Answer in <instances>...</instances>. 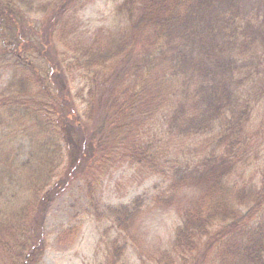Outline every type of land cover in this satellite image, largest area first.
<instances>
[{
	"label": "trees",
	"instance_id": "1",
	"mask_svg": "<svg viewBox=\"0 0 264 264\" xmlns=\"http://www.w3.org/2000/svg\"><path fill=\"white\" fill-rule=\"evenodd\" d=\"M250 1L121 0L117 30L84 43L73 34L65 38L56 25L76 0L38 9L28 0H0V68L11 69L15 85L0 90V109L21 110L45 125L46 142L52 140L42 144L47 152L37 177L26 181L22 210L0 222V264H43L50 210L81 176L92 214L118 232L104 264H131L125 257L140 243L141 220L171 208L181 223L154 264H264V174L248 189L230 184L237 170L264 159V119L255 124L258 132L249 130L254 111L264 108V1L247 8ZM75 79L86 91L78 104ZM118 127L130 150L122 157L153 168L167 185L150 199L101 206V172L116 161L102 154L100 134ZM147 130L153 135L144 143ZM93 138L101 142L91 154ZM172 138L200 143L189 156L193 164L165 151ZM4 181L0 177V199ZM184 192L194 194L180 203ZM75 231L61 237L67 242Z\"/></svg>",
	"mask_w": 264,
	"mask_h": 264
},
{
	"label": "rangeland",
	"instance_id": "2",
	"mask_svg": "<svg viewBox=\"0 0 264 264\" xmlns=\"http://www.w3.org/2000/svg\"><path fill=\"white\" fill-rule=\"evenodd\" d=\"M55 1L57 0H28L34 9L48 6ZM76 1L67 15L56 21L59 33L62 31L65 38L73 34L77 39L84 40V43H99L117 30L118 21L114 22V12L115 5L121 0ZM250 4H254L252 0L247 8ZM249 18L254 25H260L256 16L250 15ZM31 20L34 26L38 27L37 17L33 16ZM259 29L262 30L260 35L264 39V25H260ZM57 45L60 49L64 48L61 43ZM10 73L11 69H8L7 73L5 68H0V90L15 86L10 81ZM80 81L75 79L72 84V93L77 104L81 102L86 92L82 89L83 82ZM50 85L54 88L52 82ZM250 89L256 91L251 86ZM33 99L39 101L38 95H35ZM256 112L258 114H255ZM254 115L256 119L250 125L251 132H256L255 124L264 119V108L255 110ZM104 117L102 114L99 121ZM48 132L49 129L45 125L39 124V121L32 122L21 110L17 112L0 109V177L5 179L2 185L7 190L6 195L0 199V222L11 220L17 212L22 210L23 201L29 193L26 181L37 177L38 164L47 152L42 148V144L52 143V140L46 142ZM105 133L106 136L99 133L104 138L101 144L102 154L114 156L115 159L109 161L107 159V161H116V165L114 163L106 172L104 170L101 172L97 189L101 206L130 204L138 196L150 199L158 189L166 187L167 183L164 179L151 172L153 168L122 157L123 154L128 157L127 153L130 150L126 148L127 133L121 127L116 128L113 133H110V129ZM151 135L153 134L150 130H147L144 143ZM100 142L101 140L93 138L92 144L95 146L90 150L91 154L96 153ZM199 145L200 143H195L192 139L172 138L164 149L168 153L174 151L178 152V155L181 154L183 157L177 159L178 162L193 164L195 159L189 156L196 154L195 148L200 150ZM111 147H114V150L109 151ZM61 172L63 174L64 168L58 171L57 179L60 178ZM263 174L264 159L237 170L231 177L230 184L236 189H248V186L260 185ZM81 177L70 182L68 189L50 210L45 224L48 239L42 259L43 264H104L108 257V245L118 236L116 229L111 228L110 221H99L92 214L86 197V187ZM192 194L194 193L184 192L180 203L186 200V196L192 197ZM180 223L181 216L176 208L151 210L141 220L138 232L140 243L131 246L125 260L131 264H154L155 257L169 248L175 229ZM73 227L76 231L66 242L61 236ZM106 230L109 232L106 233Z\"/></svg>",
	"mask_w": 264,
	"mask_h": 264
}]
</instances>
